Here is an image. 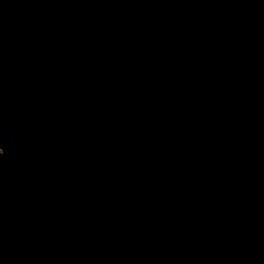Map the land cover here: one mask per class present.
<instances>
[{"label":"water","instance_id":"water-1","mask_svg":"<svg viewBox=\"0 0 264 264\" xmlns=\"http://www.w3.org/2000/svg\"><path fill=\"white\" fill-rule=\"evenodd\" d=\"M0 264H264V0H0Z\"/></svg>","mask_w":264,"mask_h":264},{"label":"snow or ice","instance_id":"snow-or-ice-1","mask_svg":"<svg viewBox=\"0 0 264 264\" xmlns=\"http://www.w3.org/2000/svg\"><path fill=\"white\" fill-rule=\"evenodd\" d=\"M0 154H2V151H0Z\"/></svg>","mask_w":264,"mask_h":264}]
</instances>
